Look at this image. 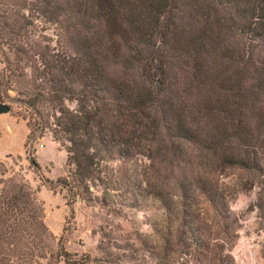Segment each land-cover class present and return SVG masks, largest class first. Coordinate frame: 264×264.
I'll list each match as a JSON object with an SVG mask.
<instances>
[{
    "label": "trees",
    "instance_id": "16d2710c",
    "mask_svg": "<svg viewBox=\"0 0 264 264\" xmlns=\"http://www.w3.org/2000/svg\"><path fill=\"white\" fill-rule=\"evenodd\" d=\"M0 101L30 111L36 171L35 130L65 147L51 189L89 200L99 181L137 209L153 196L156 233L202 264H238L230 198L256 189L264 264V0H0ZM44 217L0 160V264H90Z\"/></svg>",
    "mask_w": 264,
    "mask_h": 264
},
{
    "label": "rangeland",
    "instance_id": "374dc122",
    "mask_svg": "<svg viewBox=\"0 0 264 264\" xmlns=\"http://www.w3.org/2000/svg\"><path fill=\"white\" fill-rule=\"evenodd\" d=\"M45 34L54 37L53 29ZM27 72L32 73V69L27 68ZM10 94L19 98L14 91ZM5 103L11 106V111L0 114V153L7 148L16 153L24 149L25 153L10 154L0 160L14 170H21L38 189L45 222L57 240L63 238L69 252L79 257L89 256L90 264H202L196 257L187 256V248L180 243L179 236H174V244L165 245L156 233L154 223L163 226V210L154 204L153 196H148L142 208L137 209L112 203L110 199L106 201L99 181L91 184V193H87L89 200L72 199L61 184L51 189L45 177L57 182L68 173L65 147L48 129L42 136L35 130L28 148L41 166V171H36L25 148L30 131L27 135L28 124L23 115L29 116L30 111L20 101ZM67 104L71 108L76 106L75 102ZM256 199V189L250 192L235 189L230 198L232 210L242 219L240 237L232 249L238 264H262L263 261L258 235L259 211L250 209ZM178 226L177 223L175 227Z\"/></svg>",
    "mask_w": 264,
    "mask_h": 264
},
{
    "label": "crops",
    "instance_id": "0c3cea01",
    "mask_svg": "<svg viewBox=\"0 0 264 264\" xmlns=\"http://www.w3.org/2000/svg\"><path fill=\"white\" fill-rule=\"evenodd\" d=\"M27 127H28V125H27ZM29 131H30V129H29V127L27 128V135H28V133H29ZM26 135V136H27ZM25 136V137H26ZM23 153H25V150L23 149V151L22 152H18V153H16V152H14L13 150H12V148H7L5 151H3L2 153H0V159H2V158H5V157H7V156H9L10 154H19V155H22Z\"/></svg>",
    "mask_w": 264,
    "mask_h": 264
},
{
    "label": "water",
    "instance_id": "95a60500",
    "mask_svg": "<svg viewBox=\"0 0 264 264\" xmlns=\"http://www.w3.org/2000/svg\"><path fill=\"white\" fill-rule=\"evenodd\" d=\"M11 111V106L5 102L0 101V114L9 113Z\"/></svg>",
    "mask_w": 264,
    "mask_h": 264
}]
</instances>
